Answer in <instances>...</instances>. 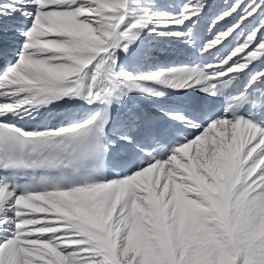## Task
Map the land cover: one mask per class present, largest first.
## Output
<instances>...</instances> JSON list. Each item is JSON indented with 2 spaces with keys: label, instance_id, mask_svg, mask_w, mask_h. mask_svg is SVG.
<instances>
[{
  "label": "snow or ice",
  "instance_id": "snow-or-ice-1",
  "mask_svg": "<svg viewBox=\"0 0 264 264\" xmlns=\"http://www.w3.org/2000/svg\"><path fill=\"white\" fill-rule=\"evenodd\" d=\"M0 264H264V0H0Z\"/></svg>",
  "mask_w": 264,
  "mask_h": 264
},
{
  "label": "bare ground",
  "instance_id": "bare-ground-1",
  "mask_svg": "<svg viewBox=\"0 0 264 264\" xmlns=\"http://www.w3.org/2000/svg\"><path fill=\"white\" fill-rule=\"evenodd\" d=\"M171 3L174 4H179L182 3L183 0H170ZM227 0H213V4L219 5L221 3H225ZM205 35H210L209 33H205ZM176 54L170 53L168 56H165L163 58L164 62H174V63H179V62H186V61H193L195 60L196 53L195 52H189L186 49H179L178 46H176L173 50ZM243 135L244 133L241 131L240 133ZM37 217L41 216H47L49 219L47 220H41V223H54L55 220L53 219L54 217H57L59 214L55 212H49V213H35ZM39 256L34 257V261L38 260ZM47 259V258H46Z\"/></svg>",
  "mask_w": 264,
  "mask_h": 264
}]
</instances>
